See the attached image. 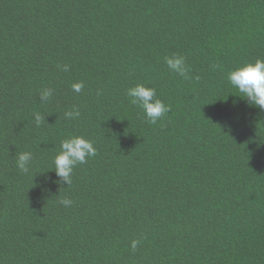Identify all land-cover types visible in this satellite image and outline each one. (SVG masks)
<instances>
[{"label": "trees", "instance_id": "16d2710c", "mask_svg": "<svg viewBox=\"0 0 264 264\" xmlns=\"http://www.w3.org/2000/svg\"><path fill=\"white\" fill-rule=\"evenodd\" d=\"M258 58L264 0H0V264H264V109L227 79ZM73 135L96 154L67 185Z\"/></svg>", "mask_w": 264, "mask_h": 264}, {"label": "clouds", "instance_id": "9594fccd", "mask_svg": "<svg viewBox=\"0 0 264 264\" xmlns=\"http://www.w3.org/2000/svg\"><path fill=\"white\" fill-rule=\"evenodd\" d=\"M168 68L180 75L188 78L189 68L185 64L183 56L172 55L165 58ZM218 66L213 65L215 70ZM64 71H68V66H63ZM230 84L240 93L239 97L245 99L249 106L264 109V59H256L254 62H246L235 69L229 71L227 76ZM84 84L82 81L74 82L72 90L76 93L81 92ZM127 96L130 97L131 103L138 105L144 110V114L150 124H155L167 112L169 106L162 100L156 98V89L148 87L144 84H136L127 89ZM52 96V89H43L40 93L42 102H47ZM79 116V110L74 109L65 113L66 118L75 119ZM39 113L35 114L37 125L42 121ZM96 154L93 143L83 136H70L63 139L60 143V151L54 157V168L52 169L59 179L58 182L72 181L73 169L77 164L86 162V159ZM32 154L23 152L18 155L17 167L27 173L29 171ZM65 206L71 205L72 201L64 199L61 201ZM139 241L133 240L131 247L133 250L137 248Z\"/></svg>", "mask_w": 264, "mask_h": 264}]
</instances>
